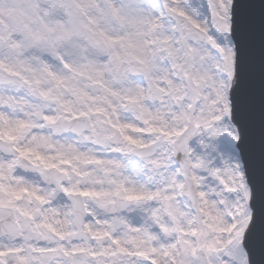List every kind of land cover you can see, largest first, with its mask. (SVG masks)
Wrapping results in <instances>:
<instances>
[{
    "label": "snow or ice",
    "instance_id": "1",
    "mask_svg": "<svg viewBox=\"0 0 264 264\" xmlns=\"http://www.w3.org/2000/svg\"><path fill=\"white\" fill-rule=\"evenodd\" d=\"M0 264H264V0H0Z\"/></svg>",
    "mask_w": 264,
    "mask_h": 264
}]
</instances>
